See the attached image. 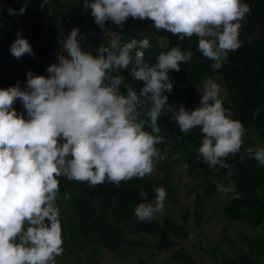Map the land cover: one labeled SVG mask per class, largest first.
<instances>
[{
	"label": "clouds",
	"instance_id": "obj_1",
	"mask_svg": "<svg viewBox=\"0 0 264 264\" xmlns=\"http://www.w3.org/2000/svg\"><path fill=\"white\" fill-rule=\"evenodd\" d=\"M83 6L102 29L108 22L122 28L132 18L149 20L156 31L180 40L196 36L197 51L213 61L214 71L240 47L241 21L251 11L242 0H84ZM25 11L22 6L20 13ZM8 12L15 14V9ZM79 35L77 28L71 30L63 53L46 68L47 76L28 71L23 89L19 83L0 88V264H56L63 253L58 178L96 187L151 175L166 158L157 148L164 142L158 123L162 115L184 134L200 129L201 161L209 169L225 170L217 191L230 200L241 198L227 160L241 153L246 129L224 107L222 87L205 79L200 104L192 110L170 104L165 94L173 89L169 71H180L192 51L172 47L150 64L140 50L149 47L147 37L121 43L117 36L92 54L82 48ZM10 52L16 58L34 55L19 34ZM129 70L143 82L139 94L131 88L120 91V73ZM17 100L26 117L15 109ZM245 158L264 165V147L244 149L240 159ZM140 195L147 198L143 189ZM166 198V190L157 188L152 202L134 209L137 220L152 222ZM63 199L70 196L65 193Z\"/></svg>",
	"mask_w": 264,
	"mask_h": 264
},
{
	"label": "trees",
	"instance_id": "obj_2",
	"mask_svg": "<svg viewBox=\"0 0 264 264\" xmlns=\"http://www.w3.org/2000/svg\"><path fill=\"white\" fill-rule=\"evenodd\" d=\"M83 3L84 0H0V88L19 83L23 89L28 71L47 76L46 68L54 63L55 50L62 47L74 28L79 30L78 40L82 48L87 49L85 44H88L91 48L88 51L92 54L99 46L107 45L114 39L113 33L120 37L121 43L147 37L149 47L140 49L144 52L145 63L154 64L162 51L166 52L172 47L182 51L191 50L193 55L189 63H181L178 72L169 71L173 89L165 94L170 104L183 103L187 110H192L199 106V103L193 102V94L197 89L203 93L205 79L211 78L222 87L220 99L224 107L232 112L234 119L243 123L246 134L241 153L229 156L227 160L234 171L231 179L241 198L228 199L220 210L225 218L250 225L264 223V165L248 158L240 159L244 149L264 147V144H260V140L264 142V0H244L243 3L248 4L251 11L241 24L248 23L249 31L239 33L240 47L229 52L228 63L215 71L210 67L213 61L197 51L198 37L180 40L164 30L156 31L149 20L132 18L122 28L108 22L102 29ZM22 6H26L23 14L20 13ZM10 8L15 9V14H9ZM18 34L28 40L34 55L24 54L16 58L11 54L10 46ZM130 70L120 73L123 77L120 91L126 94L131 88L139 94L143 82L135 79ZM14 107L26 117L19 100ZM147 107L150 104L145 105L144 110ZM158 123L164 142L158 144L157 148L166 158L156 164L151 175L122 181L119 185L105 183L96 187L64 176L58 178L60 192L57 206L60 208L62 226V255L72 257L71 254L76 252L80 257L79 262L86 255L92 264H98L102 249L120 259L124 252L129 253L132 247L139 245L156 252L171 251L170 259L176 263L199 264L184 246H178L180 239L187 235L185 223L189 220V208L175 195L172 167H183L189 175L200 178L197 187L192 190L195 192L193 218L198 225L206 221L204 196L209 198L217 192V183L224 177L225 170L217 172L201 161L196 150L203 138L199 128L184 134L177 123L163 115ZM146 130L150 131L147 125ZM171 153H174L173 157ZM185 165L188 167L185 168ZM155 178L171 200L180 206L183 224L176 223L170 216L161 221L156 218L152 222L137 220L134 214L136 206L152 202L155 197ZM141 189L147 193V198L140 195ZM65 193L70 196L67 201L63 199ZM65 209L68 215L62 216L61 211L64 214ZM138 234L153 235L155 239L146 243L136 238ZM223 241L228 251L220 248L218 243L205 248L215 264L262 263V234L238 232L231 237L222 233L220 242ZM231 245L235 248L233 254L230 253Z\"/></svg>",
	"mask_w": 264,
	"mask_h": 264
},
{
	"label": "rangeland",
	"instance_id": "obj_3",
	"mask_svg": "<svg viewBox=\"0 0 264 264\" xmlns=\"http://www.w3.org/2000/svg\"><path fill=\"white\" fill-rule=\"evenodd\" d=\"M244 2V0H242ZM248 23H244L239 31L240 34L248 33ZM114 37H117V34H114ZM87 49L85 51L91 50L88 44H85ZM63 53V48L59 47L54 52V63L56 62V57L58 53ZM91 53V51H88ZM201 92L199 89L193 94V102L200 104ZM260 144H264L260 140ZM196 150H198L196 148ZM174 153H171L170 156L173 157ZM178 156V155H177ZM172 158L171 160H173ZM178 168L177 166L172 167L174 172L172 173L173 183L176 186L175 195L177 198L189 208L188 217L189 220L185 223V228L187 230V235L182 237L179 241L178 246H184L186 251L192 255V257L199 264H215L213 259L205 252V248L210 247L218 243L219 247L228 251L227 245L225 242H220L221 234H227L228 236L234 237L238 232H246L249 235L262 234L264 236V223L250 225L243 223L238 220H232L225 218L221 213V207L224 206L228 198L223 196L220 192H215L209 198L204 196L205 201V213L204 221L201 225L195 223L193 218V198L195 192L192 190L197 187L200 178L198 176H191L186 173L185 170ZM157 188H164L158 179H154ZM165 189V188H164ZM167 193V198L164 202L165 207L162 213L156 216V220H163L166 216H170L178 224H183L182 212L180 206L171 200ZM154 200V199H153ZM60 209V208H59ZM63 211V209H62ZM61 211L62 216H67V209L64 210V214ZM138 240L143 242L152 241L155 239L153 235L149 234H138L136 235ZM230 253H234V246L231 245ZM229 253V255H231ZM171 251L156 252L150 250L149 248H143L139 245L132 247L129 253L124 252V256L120 259L114 258L106 249H102L100 255L98 256V264H180L174 262L170 259ZM72 257L67 255H60L56 257V264H92V262L87 258L86 255L82 257L80 262L78 261L80 257L76 252L71 254ZM88 259V260H87ZM264 264V258L262 263Z\"/></svg>",
	"mask_w": 264,
	"mask_h": 264
}]
</instances>
